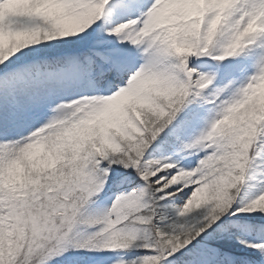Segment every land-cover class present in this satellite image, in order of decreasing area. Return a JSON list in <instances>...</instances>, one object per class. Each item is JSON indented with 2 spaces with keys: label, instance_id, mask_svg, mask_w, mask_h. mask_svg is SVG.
<instances>
[{
  "label": "snow or ice",
  "instance_id": "6c2138e0",
  "mask_svg": "<svg viewBox=\"0 0 264 264\" xmlns=\"http://www.w3.org/2000/svg\"><path fill=\"white\" fill-rule=\"evenodd\" d=\"M0 264H264V0H0Z\"/></svg>",
  "mask_w": 264,
  "mask_h": 264
}]
</instances>
